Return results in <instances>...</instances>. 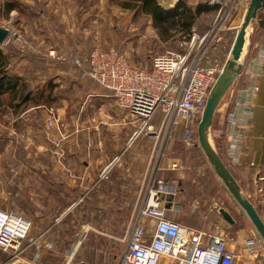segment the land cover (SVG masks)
<instances>
[{"label":"rangeland","instance_id":"1","mask_svg":"<svg viewBox=\"0 0 264 264\" xmlns=\"http://www.w3.org/2000/svg\"><path fill=\"white\" fill-rule=\"evenodd\" d=\"M6 1L18 3L8 16L2 9ZM177 1L158 0L166 10ZM185 1L193 6L207 0ZM240 6L231 12L235 25L245 12ZM216 15L202 14L192 31L207 32ZM0 22L11 31L0 44L9 55L8 71L22 77L33 95L46 89L38 105L29 103L19 113L0 107V207L27 216L31 234H44L41 243H52L39 251L41 264L69 259L71 264H116L132 218L117 219L120 195L104 185V172L112 163L140 170L143 203L159 184L155 173L170 135L162 129L154 148L155 140L145 132L136 136L140 122L69 59H84L94 48L115 49L132 66L150 69L154 56L179 50L188 35L165 34L150 16L124 9L117 0H0ZM48 91L53 101L46 98ZM159 119L158 112L154 122Z\"/></svg>","mask_w":264,"mask_h":264},{"label":"built area","instance_id":"2","mask_svg":"<svg viewBox=\"0 0 264 264\" xmlns=\"http://www.w3.org/2000/svg\"><path fill=\"white\" fill-rule=\"evenodd\" d=\"M217 6L214 25L201 34L192 31L180 41L181 48L154 56L150 69L132 66L128 59L115 49L94 48L83 59L70 58V62L83 69L98 86L112 93L116 104L140 122L136 136L145 132L157 141L160 131L171 135L182 130L184 140L195 142V134L207 99L218 75L226 63L221 54L226 50L225 33L231 28V12L246 8L249 0H207ZM216 48L219 53L216 56ZM258 61L251 70L247 87L237 95L236 107L226 115L229 156L237 160L245 146L248 122L253 115L252 97L259 90L256 78L262 73L264 42L258 47ZM52 56L56 51H51ZM66 60L64 56L60 57ZM160 113L156 124L154 117ZM159 128V130L157 129ZM174 163L172 168H176ZM110 167L104 172L107 177ZM162 187V188H161ZM176 195L174 187L160 184L150 189L128 227L126 245L116 264H234L241 256L229 249L221 236L220 228L206 231L183 225L168 217L160 194ZM32 221L23 214L0 207V250L9 255V264H41L31 259L30 252L50 248L52 243H41L44 236L31 234ZM255 238L245 240L244 253L257 250ZM64 264H71V259ZM78 264H82L79 262Z\"/></svg>","mask_w":264,"mask_h":264},{"label":"crops","instance_id":"3","mask_svg":"<svg viewBox=\"0 0 264 264\" xmlns=\"http://www.w3.org/2000/svg\"><path fill=\"white\" fill-rule=\"evenodd\" d=\"M234 23L235 20H232L231 27L235 26ZM236 33L232 28L226 31V50L232 47ZM262 42H264V27L258 26L248 50L244 67L223 100V105L219 107L216 113L212 133L215 142L222 147L224 157L245 195L256 207L264 221V62L262 73L256 78L259 90L252 97L253 115L248 122L245 146L237 160L229 156L226 137L228 128L226 115L228 111L234 110L237 95L250 83L251 70L258 61V47ZM216 50L217 56L219 49L216 48ZM226 53L219 56L223 64L226 63L229 56ZM175 131L166 141L161 166L158 168L159 171L155 173V175H159L157 189L160 188V184H166L176 190L175 196L161 193L165 198L161 200V203L166 208L168 217L183 225L206 231H214L216 227H219L221 236L226 240L229 249L236 250L241 255L234 264H264V245L256 235L255 229L246 214L213 173L195 142H186L182 132L177 133ZM146 140L152 142L148 138ZM153 142H155L154 148L157 141ZM174 163L177 164L176 168H172ZM125 164L112 163L106 177L108 182H104V185L111 184L109 188L112 190L111 193L120 195L118 199L120 205L118 209L120 210L115 211L120 223L125 221L124 219L133 218L149 197L148 191V195L142 203L143 174L135 167L131 169L127 167L129 164L126 166ZM85 166L90 169L93 168L91 163L89 165L86 163ZM116 187H119V192L116 191ZM152 189L154 188L152 187ZM216 205L229 211L235 223H230L224 219ZM116 226L119 227V225L114 224L113 228ZM247 238H255L257 241L258 247L253 254L244 253ZM37 254L38 251L33 250L28 256L35 260L39 256ZM259 254L262 255V260L258 258ZM0 258L4 259L0 261V264H9V255L4 251L0 250ZM38 261H40L39 258ZM82 264L84 263L82 262Z\"/></svg>","mask_w":264,"mask_h":264},{"label":"water","instance_id":"4","mask_svg":"<svg viewBox=\"0 0 264 264\" xmlns=\"http://www.w3.org/2000/svg\"><path fill=\"white\" fill-rule=\"evenodd\" d=\"M258 26L264 27V0H249L241 23L237 27V33L225 67L210 90L206 107L198 124L197 134L198 147L211 170L246 214L255 229L256 235L264 245V221L219 154L212 133L216 113L244 67L248 50ZM10 32V29L0 22V44L4 43ZM216 208L224 219L230 223H235L230 212L224 207L216 205ZM258 258L263 259L261 254L258 255Z\"/></svg>","mask_w":264,"mask_h":264},{"label":"trees","instance_id":"5","mask_svg":"<svg viewBox=\"0 0 264 264\" xmlns=\"http://www.w3.org/2000/svg\"><path fill=\"white\" fill-rule=\"evenodd\" d=\"M119 5L127 10L142 12L146 16L153 19L154 26L168 34L170 30L182 31L189 35L192 28L196 24L198 17L202 14L218 10L217 6L210 5L207 1L189 5L185 0H178L172 9L166 10L158 0H117ZM18 3L15 1H6L3 6V13L8 16L12 11L16 10ZM9 55L5 54L0 46V107L9 106L15 113L25 110V106L29 103L38 105L41 99L45 97L43 89L36 95L29 90V86L22 77L8 71ZM54 88V83L49 84L48 90ZM49 92L46 97L48 101H53L54 97ZM219 154L229 167L222 147L217 144ZM233 174V172H232ZM234 175V174H233ZM236 178V177H235Z\"/></svg>","mask_w":264,"mask_h":264}]
</instances>
